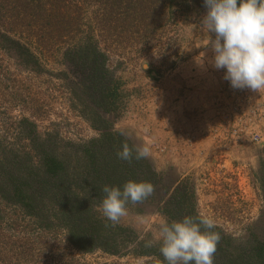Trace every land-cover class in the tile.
<instances>
[{
	"label": "trees",
	"instance_id": "1",
	"mask_svg": "<svg viewBox=\"0 0 264 264\" xmlns=\"http://www.w3.org/2000/svg\"><path fill=\"white\" fill-rule=\"evenodd\" d=\"M198 5L199 0H0V264H87L80 255L95 252L167 264L161 238L127 217L156 212L170 222L205 216L196 178L172 183L149 155L131 162L117 157L123 142L138 144L113 121L125 92L116 61L154 53L167 63V40ZM50 84L98 136L74 141L56 129H41L39 121L50 113ZM260 173L264 193L263 155ZM128 180L150 181L155 191L129 202L127 215L113 225L100 208L102 188ZM212 208L215 214L221 210ZM214 223L221 236L214 264H264L260 218L244 236Z\"/></svg>",
	"mask_w": 264,
	"mask_h": 264
},
{
	"label": "rangeland",
	"instance_id": "2",
	"mask_svg": "<svg viewBox=\"0 0 264 264\" xmlns=\"http://www.w3.org/2000/svg\"><path fill=\"white\" fill-rule=\"evenodd\" d=\"M205 12L199 0L196 14L182 19L167 40V63L154 53L145 58L119 57L117 71L125 92L113 117L114 127L138 145L148 146L149 156L159 171L167 172L170 182L196 178L206 217L224 223L226 230L238 236L246 235L250 223L260 218L259 234L264 237V193L259 182L260 156L264 157V89H233L223 79L224 70L212 67L210 37L199 23ZM39 86L46 91L48 83L41 79ZM49 89L50 113L39 121L42 130L56 129L74 141L98 136L96 129L69 108L66 96L53 93L52 84ZM212 204L221 210L215 214ZM127 220L154 239L160 238L164 219L156 212L129 215ZM80 257L87 264L146 261L103 252Z\"/></svg>",
	"mask_w": 264,
	"mask_h": 264
},
{
	"label": "clouds",
	"instance_id": "3",
	"mask_svg": "<svg viewBox=\"0 0 264 264\" xmlns=\"http://www.w3.org/2000/svg\"><path fill=\"white\" fill-rule=\"evenodd\" d=\"M203 3L206 12L199 23L201 31L210 37L212 67L224 70L223 79L233 89L253 92L264 89V0H203ZM200 63H204L203 58ZM149 151L148 146L125 141L116 155L131 162L147 158ZM154 191L150 181L128 180L122 187L105 184L100 208L115 225L127 215L129 202H142ZM214 228L213 219L206 216L186 215L180 220L163 221L159 226L160 252L167 264H214L221 239Z\"/></svg>",
	"mask_w": 264,
	"mask_h": 264
}]
</instances>
